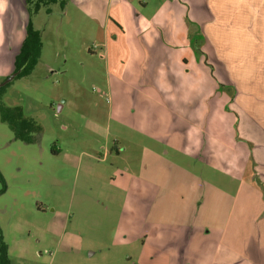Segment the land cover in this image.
Instances as JSON below:
<instances>
[{"label":"rangeland","instance_id":"1","mask_svg":"<svg viewBox=\"0 0 264 264\" xmlns=\"http://www.w3.org/2000/svg\"><path fill=\"white\" fill-rule=\"evenodd\" d=\"M228 1L211 0L212 10ZM233 1L254 29V52L235 55V80L259 95L264 16L241 15L250 6ZM66 10L56 2L31 15L42 31L38 63L0 87V251L5 243L10 264H264V209L254 198L246 212L244 196L206 192L216 176H132L141 145L154 143L128 125L127 107L110 114L102 62L90 52L95 32ZM14 107L35 123L31 141L2 120Z\"/></svg>","mask_w":264,"mask_h":264},{"label":"crops","instance_id":"2","mask_svg":"<svg viewBox=\"0 0 264 264\" xmlns=\"http://www.w3.org/2000/svg\"><path fill=\"white\" fill-rule=\"evenodd\" d=\"M210 1L67 0L64 14H79L95 32L90 52L102 62L110 114L127 107L128 125L154 143L141 145L132 176H220L230 188L210 177V196H244L246 212L254 198L263 210L264 92L239 90L233 71L238 52H254L253 22L237 16L238 2L217 12ZM244 5L251 9L241 15L264 16V0ZM29 19L26 0H0V81L14 70Z\"/></svg>","mask_w":264,"mask_h":264},{"label":"trees","instance_id":"3","mask_svg":"<svg viewBox=\"0 0 264 264\" xmlns=\"http://www.w3.org/2000/svg\"><path fill=\"white\" fill-rule=\"evenodd\" d=\"M56 2H59L61 6L64 7L67 0H26L27 8L30 13V19L26 26L25 39L14 58L13 71L21 69L20 73L15 78L22 77L31 73L38 63L39 57L41 55L42 31L35 28L31 15L38 12L43 6L48 7L50 4ZM47 9L49 10V8ZM15 111L18 112L17 115H15ZM22 116V112L18 107L5 108L2 115V120L8 121L17 138L31 141L32 138L30 135V131L36 128L35 123L33 122V120L23 119ZM10 263L11 260L8 256L7 245L3 243L0 251V264Z\"/></svg>","mask_w":264,"mask_h":264},{"label":"water","instance_id":"4","mask_svg":"<svg viewBox=\"0 0 264 264\" xmlns=\"http://www.w3.org/2000/svg\"><path fill=\"white\" fill-rule=\"evenodd\" d=\"M21 69L11 72L5 79L0 82V87L5 86L11 82L19 73Z\"/></svg>","mask_w":264,"mask_h":264}]
</instances>
